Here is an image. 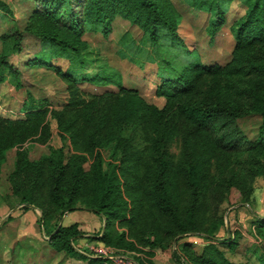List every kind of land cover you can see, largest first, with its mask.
Listing matches in <instances>:
<instances>
[{"label": "rangeland", "instance_id": "obj_1", "mask_svg": "<svg viewBox=\"0 0 264 264\" xmlns=\"http://www.w3.org/2000/svg\"><path fill=\"white\" fill-rule=\"evenodd\" d=\"M170 2L175 9L174 32L179 41H173L171 33L160 27L155 47L151 41L143 40L141 30L128 19L115 15L105 32L85 25L81 34L86 41L82 49L84 64L72 67L64 54L28 35L23 36L19 50H11L10 40L2 33L9 28L14 30L10 27L13 23L20 28L35 2L0 0V56L19 67L18 77L23 83L14 87L10 74L0 68V115L16 117L22 114V107L33 106L40 116L37 126L15 128V141L1 156L0 202L7 199L15 202L21 194L30 195L38 214H44V219L51 218L50 223L68 207L92 211L97 206L94 163L101 162L103 170L121 164L123 169L116 172L121 197L126 202L124 216L111 219L105 227L103 218L97 215L99 222H89L87 232L97 234L106 228L112 237L122 233L123 244L132 245L127 251L143 264H175L173 251L180 255L199 253L201 243L209 240L204 238L208 233L217 238L213 239L215 242L235 238L233 250L225 248L224 252L228 256H243L242 246L254 244L249 237L255 239L254 233L264 237V227L259 232L252 230L249 220L254 212L264 218V131L258 139L253 137L260 119L257 115H246L237 122L253 138L233 135V119L226 105L247 106L252 89L264 95V69L253 70L242 60L240 64L238 61L226 64L232 58L230 50L234 42L230 23L243 12L241 0L222 1L225 21L213 35L206 31L204 10L192 8L186 0ZM182 48L197 50L204 64L228 66L204 65L190 89L177 90L181 101L220 105L219 111L206 122L216 142V152L204 166L198 190L191 189L182 174V168L194 153L185 138L189 128L185 119L165 137L158 135L151 120H139L134 125L125 123L119 128L113 124L115 117L111 110L114 100L111 93L118 92L119 87L72 78V74L79 72L105 74L114 70L123 87L138 90L147 101L160 107L164 97L154 94L159 81L157 68L160 66L167 72L171 64L191 60ZM246 54L263 61L264 43H254ZM30 58L26 66L24 63ZM89 106L92 108L87 118ZM116 134L117 143L109 137ZM120 137L127 139L124 148ZM59 149L64 169L55 184ZM122 149L124 161L118 157ZM155 152L162 154L170 166L169 191L181 222L185 221L186 210H191V224L184 232L174 231L177 223L155 203L154 183L159 164ZM75 172L82 176L77 186ZM53 186L58 195L53 194ZM7 213L0 216V224ZM153 254L157 259L152 261Z\"/></svg>", "mask_w": 264, "mask_h": 264}, {"label": "trees", "instance_id": "obj_2", "mask_svg": "<svg viewBox=\"0 0 264 264\" xmlns=\"http://www.w3.org/2000/svg\"><path fill=\"white\" fill-rule=\"evenodd\" d=\"M35 5L31 6L24 21L19 28L14 23L10 26L14 30H7L2 33V36L10 40V49L17 51L22 45L23 36H31L40 41L49 44L57 53L64 54L70 59V65L75 64L82 66L84 64V55L82 49L86 46V41L81 38V34L88 25L92 29H100L105 32L108 24L115 15H119L129 20L131 25H135L141 30L143 40L151 41L157 47L158 37L157 31L160 27H164L167 32L171 33L173 41H179L178 36L174 32V12L175 9L170 0H33ZM223 0H186V2L195 9L204 10L207 14L206 31L213 35L216 30L225 21V9L222 4ZM243 4V12L230 23L232 36L234 38L230 53L231 57L226 64L233 65L235 61L247 62L253 70L264 69V60L259 61L255 57L248 56L247 50L254 43H264V0H241ZM79 5V8L77 7ZM81 6V7H80ZM181 41V40H180ZM183 52L190 56L191 60L185 64H171L169 71L163 72L161 67L157 68L158 74L157 83L154 86V94L164 97L163 104L158 107L153 102L147 101L136 89L123 87L121 80L114 70H109L105 74L101 72L72 74L74 80L88 81L91 83H113L119 87V93H111L114 96L111 110L115 117V126L121 128L125 123L134 125L139 120H151L153 128L158 131V135L165 137L175 127L185 119L189 123V128L185 134V138L192 144L194 150L193 157L182 168V174L186 176V181L193 190H198L202 185L204 175V166L209 158L216 152V142L209 134L206 127V122L218 110L220 105L204 103H193L181 101L177 90L180 87L190 89L194 85L197 75L203 71L205 66L222 67L224 65L214 64L207 65L201 62L200 55L197 50H188L182 48ZM53 51V52H54ZM28 59L24 64L27 66ZM77 62V63H75ZM25 65H23L25 67ZM205 65V66H204ZM227 66V65H226ZM228 67V66H227ZM0 68L6 69L14 80V87L23 86L22 81L18 77L19 67L10 63L5 59V56H0ZM251 100L247 106L239 104L226 105L231 119H233V127L231 132L237 137H246L248 139L259 137V133L264 131V95L257 92L256 89L251 91ZM25 101L23 102V106ZM85 117L88 118L92 106L86 107ZM21 115L16 117H8L0 115V159L6 148L11 146L13 140V132L16 127L23 128L25 126L39 124V110L33 106L21 108ZM246 115L259 116L257 134L253 137H248L244 130L238 125L237 120ZM120 133V132H118ZM20 138L23 137L20 134ZM110 138L115 139V143L119 137L110 135ZM122 139V147L127 139ZM256 139V143H257ZM123 149L118 152V157L123 158ZM155 158L158 159L157 180L154 183L155 187V203L158 207L169 214V218L177 223L176 232H184L191 224V210L187 209L184 216L185 221L181 222L177 215L176 204L171 198L169 191L170 181V166L162 154L155 152ZM128 159V155H127ZM124 161V158L123 160ZM57 172L55 184H58L59 174L63 171L62 153H58L57 157ZM121 164L118 167L113 165L110 170H103L102 164L99 161L94 163V190L97 196V206L92 210L100 218H103L106 224L113 218H121L124 216L126 202L121 197L119 179L116 170H122ZM74 185H78L81 178L78 173H74ZM56 188V186H55ZM53 186V194H57ZM30 195L21 194L18 201L23 203L22 207H27L32 204ZM75 207H68L71 210ZM57 214L55 221L50 228L44 230L47 236L48 243L56 250H63L72 255L78 251L74 246L76 238L83 236L81 229L77 227L76 222L67 225H57V220L60 215ZM9 216H7L8 218ZM40 224L44 227V214L40 217ZM221 220V219H220ZM257 232L264 227V218L256 217L254 220ZM175 227V228H176ZM88 238L95 240L111 247H116L118 250H130L131 243H125L122 238V233L112 237L110 230L104 228L100 234L88 235ZM204 238L209 239L204 241L199 246V253L192 254H176L172 252V258L175 264H239L225 256V248H232L236 239H223L220 242L213 234H205ZM188 246V243H184ZM163 246V245H162ZM121 247V248H118ZM134 258L136 256H133ZM96 264H113L100 256H93L89 260ZM139 263L143 264L137 257ZM90 260V261H91Z\"/></svg>", "mask_w": 264, "mask_h": 264}, {"label": "crops", "instance_id": "obj_3", "mask_svg": "<svg viewBox=\"0 0 264 264\" xmlns=\"http://www.w3.org/2000/svg\"><path fill=\"white\" fill-rule=\"evenodd\" d=\"M0 203V216L9 211L0 224V264H96L91 259V261L89 260L92 254L88 250L89 244L95 242V240L88 238V235H92V233L87 232L88 223L99 222L97 214L93 211L73 208L65 210L58 218L57 225L76 222L77 227L84 231L83 236L74 241L78 253L70 255L63 250L54 249L48 243L44 230L53 225L54 219L51 223L50 220L44 222L46 228L43 229L39 219L41 215L38 214L33 204L22 207L23 203L19 202L17 198L15 202L7 199V202L2 201ZM250 215L251 228L255 230L257 222L254 220L256 217L261 218L262 216L255 214V212L250 213ZM7 216L9 217L7 218ZM100 233L102 231L98 234ZM254 236L255 239L249 237L254 241L252 247L249 246V243L242 246L243 256H228L227 253L225 256L240 264H264V237L257 233H254ZM150 258L153 261L157 259V256L153 254Z\"/></svg>", "mask_w": 264, "mask_h": 264}, {"label": "built area", "instance_id": "obj_4", "mask_svg": "<svg viewBox=\"0 0 264 264\" xmlns=\"http://www.w3.org/2000/svg\"><path fill=\"white\" fill-rule=\"evenodd\" d=\"M88 249L93 256H100L113 264H141L129 251L118 250L100 242L89 244Z\"/></svg>", "mask_w": 264, "mask_h": 264}, {"label": "water", "instance_id": "obj_5", "mask_svg": "<svg viewBox=\"0 0 264 264\" xmlns=\"http://www.w3.org/2000/svg\"><path fill=\"white\" fill-rule=\"evenodd\" d=\"M104 224V223H103Z\"/></svg>", "mask_w": 264, "mask_h": 264}]
</instances>
